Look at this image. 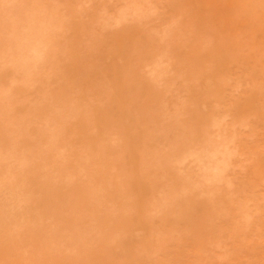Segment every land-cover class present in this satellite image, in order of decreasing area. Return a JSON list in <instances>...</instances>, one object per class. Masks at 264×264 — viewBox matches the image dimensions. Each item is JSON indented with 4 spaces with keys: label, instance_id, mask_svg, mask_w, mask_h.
<instances>
[{
    "label": "rangeland",
    "instance_id": "1",
    "mask_svg": "<svg viewBox=\"0 0 264 264\" xmlns=\"http://www.w3.org/2000/svg\"><path fill=\"white\" fill-rule=\"evenodd\" d=\"M0 264H264V0H0Z\"/></svg>",
    "mask_w": 264,
    "mask_h": 264
}]
</instances>
